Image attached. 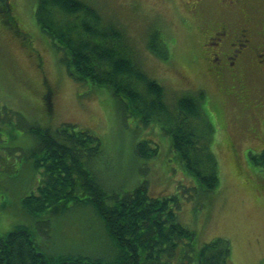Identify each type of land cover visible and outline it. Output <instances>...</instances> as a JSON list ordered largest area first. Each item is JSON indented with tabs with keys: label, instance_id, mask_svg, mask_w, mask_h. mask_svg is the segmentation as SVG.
<instances>
[{
	"label": "rangeland",
	"instance_id": "rangeland-1",
	"mask_svg": "<svg viewBox=\"0 0 264 264\" xmlns=\"http://www.w3.org/2000/svg\"><path fill=\"white\" fill-rule=\"evenodd\" d=\"M83 1L104 21L124 28L137 62L170 95L204 93L202 106L216 127L212 150L218 159L219 185L212 193L203 192L158 124L144 126L127 117L109 89L73 78L60 61L63 53L36 23L35 0H16L32 43L27 47L0 26V105L17 115L7 114L12 123H4L0 131L5 163L0 159V236L17 225L34 227L21 197L37 187L41 175L24 160L36 141L17 127L20 115L29 123H69L89 130L102 142L103 153L93 161V170L107 189L121 193L145 183L155 197L176 195L178 218L195 232L198 245L225 238L231 244L228 264H264V167L252 164L249 156L264 150V70H252L238 84L219 86L197 61L201 24L182 0ZM156 32L157 45L162 41L168 49L167 59L150 48ZM48 92L50 109L44 98ZM143 141L159 145L156 157L137 153ZM60 215L52 217L49 232L44 227L37 234L44 251L102 259L113 254L112 242L91 207H73Z\"/></svg>",
	"mask_w": 264,
	"mask_h": 264
},
{
	"label": "trees",
	"instance_id": "trees-1",
	"mask_svg": "<svg viewBox=\"0 0 264 264\" xmlns=\"http://www.w3.org/2000/svg\"><path fill=\"white\" fill-rule=\"evenodd\" d=\"M35 3L36 23L63 53L60 61L69 74L109 89L127 117L137 118L144 126L158 124L170 137L171 149L185 172L203 192L212 193L220 182L218 159L212 150L216 127L202 106L204 93L170 95L137 62L124 28L104 21L101 13L85 1ZM1 18L2 28L30 46L31 34L28 38L21 35L5 8L0 10ZM158 37V32L152 34L155 44L152 41L150 48L159 58L167 59L168 49L162 41L157 45ZM44 98L50 109L51 92ZM7 114L17 116L0 105V131L4 123H12ZM17 127L35 137L36 143L24 160L41 179L34 190L21 197L34 227L17 225L0 236V264H228L230 242L217 238L198 245L195 232L178 218L176 195L155 197L145 183L121 193L101 184L93 161L102 155L103 146L89 130L69 123L58 127L29 123L20 115ZM153 144L155 147L143 141L136 151L142 157H156L159 145ZM249 156L252 164L264 167V150ZM0 159L4 165L1 152ZM83 205L91 207L100 219L114 247L113 254L102 259L44 251L36 239L41 229L46 227L49 232L52 217ZM43 215L45 219L41 218Z\"/></svg>",
	"mask_w": 264,
	"mask_h": 264
},
{
	"label": "flooded vegetation",
	"instance_id": "flooded-vegetation-1",
	"mask_svg": "<svg viewBox=\"0 0 264 264\" xmlns=\"http://www.w3.org/2000/svg\"><path fill=\"white\" fill-rule=\"evenodd\" d=\"M182 3L192 19L201 24L197 27L201 34L197 61H202L219 86L225 82L231 86L238 84L252 70H264V0H182ZM3 8L17 23L20 34L27 37L29 33L21 23L16 0H0V10Z\"/></svg>",
	"mask_w": 264,
	"mask_h": 264
}]
</instances>
